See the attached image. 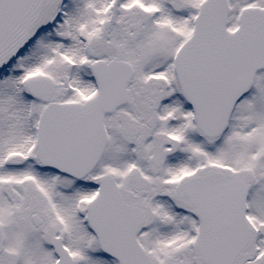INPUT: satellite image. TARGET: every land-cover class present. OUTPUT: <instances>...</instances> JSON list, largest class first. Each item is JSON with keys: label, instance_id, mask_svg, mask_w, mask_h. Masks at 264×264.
I'll list each match as a JSON object with an SVG mask.
<instances>
[{"label": "snow or ice", "instance_id": "snow-or-ice-1", "mask_svg": "<svg viewBox=\"0 0 264 264\" xmlns=\"http://www.w3.org/2000/svg\"><path fill=\"white\" fill-rule=\"evenodd\" d=\"M0 264H264V0H0Z\"/></svg>", "mask_w": 264, "mask_h": 264}]
</instances>
